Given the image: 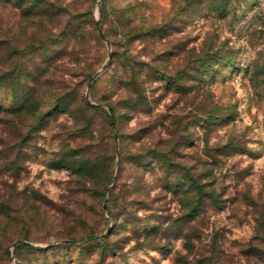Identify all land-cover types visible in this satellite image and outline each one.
Here are the masks:
<instances>
[{
    "label": "rangeland",
    "instance_id": "374dc122",
    "mask_svg": "<svg viewBox=\"0 0 264 264\" xmlns=\"http://www.w3.org/2000/svg\"><path fill=\"white\" fill-rule=\"evenodd\" d=\"M0 264H264V0H0Z\"/></svg>",
    "mask_w": 264,
    "mask_h": 264
},
{
    "label": "trees",
    "instance_id": "16d2710c",
    "mask_svg": "<svg viewBox=\"0 0 264 264\" xmlns=\"http://www.w3.org/2000/svg\"><path fill=\"white\" fill-rule=\"evenodd\" d=\"M110 116L112 117V123H113L115 117H114V114H113L112 111L110 112ZM198 190H200V189H198ZM85 239H88V238H85ZM78 241H84V239H70V240H65L66 243H70V242H71V243H76V242H78Z\"/></svg>",
    "mask_w": 264,
    "mask_h": 264
},
{
    "label": "water",
    "instance_id": "95a60500",
    "mask_svg": "<svg viewBox=\"0 0 264 264\" xmlns=\"http://www.w3.org/2000/svg\"><path fill=\"white\" fill-rule=\"evenodd\" d=\"M99 28V31H101V28L100 27H98Z\"/></svg>",
    "mask_w": 264,
    "mask_h": 264
}]
</instances>
